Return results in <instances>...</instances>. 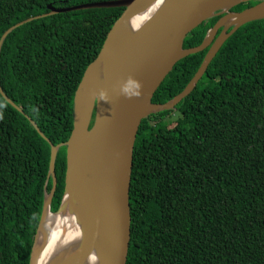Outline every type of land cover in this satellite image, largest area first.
<instances>
[{
    "label": "trees",
    "instance_id": "obj_1",
    "mask_svg": "<svg viewBox=\"0 0 264 264\" xmlns=\"http://www.w3.org/2000/svg\"><path fill=\"white\" fill-rule=\"evenodd\" d=\"M106 1L117 0H0V41L18 23L48 14L49 6ZM124 10L48 16L16 29L3 44L1 88L24 114L0 92V264H30L45 188L53 187L50 143L69 140L75 93ZM219 19L195 29L184 48L201 45ZM208 50L180 61L153 103L181 94ZM66 170L62 147L53 212L64 196ZM130 205L127 264H264V20L240 28L174 110L143 120Z\"/></svg>",
    "mask_w": 264,
    "mask_h": 264
},
{
    "label": "water",
    "instance_id": "obj_2",
    "mask_svg": "<svg viewBox=\"0 0 264 264\" xmlns=\"http://www.w3.org/2000/svg\"><path fill=\"white\" fill-rule=\"evenodd\" d=\"M162 3L147 19V10ZM254 0H117L89 3L68 9L49 6L50 13L18 23L4 33L48 16L87 9L124 8L108 33L99 56L88 66L74 96L73 130L69 140L51 144L53 187L45 200L30 264H38V239L50 214L71 216L82 234L72 253L60 264H127L131 243L130 190L134 151L143 120L175 109L197 87L224 44L243 26L264 20V0L243 11L232 9ZM220 19L201 45L185 49L186 37L213 17ZM221 32L219 33V31ZM219 33V34H218ZM209 49L186 89L165 104L153 98L179 61ZM1 95L24 112L4 93ZM38 133L49 142L38 125ZM67 148L64 196L52 211L57 190L56 160Z\"/></svg>",
    "mask_w": 264,
    "mask_h": 264
},
{
    "label": "bare ground",
    "instance_id": "obj_3",
    "mask_svg": "<svg viewBox=\"0 0 264 264\" xmlns=\"http://www.w3.org/2000/svg\"><path fill=\"white\" fill-rule=\"evenodd\" d=\"M161 5L162 3L160 1L156 5L150 7L147 12L144 13L142 18L147 19L153 15ZM220 32L221 30L219 33ZM81 234L82 231L80 227L76 225L74 219L68 214H50L48 216L47 223H45L42 227V235L38 239V246L40 247L38 264H60L65 261L71 255L72 246L75 241L80 239Z\"/></svg>",
    "mask_w": 264,
    "mask_h": 264
},
{
    "label": "rangeland",
    "instance_id": "obj_4",
    "mask_svg": "<svg viewBox=\"0 0 264 264\" xmlns=\"http://www.w3.org/2000/svg\"><path fill=\"white\" fill-rule=\"evenodd\" d=\"M172 115H173V119L176 118V120L182 116L181 112L179 110H177V109L172 113ZM168 119H170V117H168Z\"/></svg>",
    "mask_w": 264,
    "mask_h": 264
},
{
    "label": "clouds",
    "instance_id": "obj_5",
    "mask_svg": "<svg viewBox=\"0 0 264 264\" xmlns=\"http://www.w3.org/2000/svg\"><path fill=\"white\" fill-rule=\"evenodd\" d=\"M174 110V109H173Z\"/></svg>",
    "mask_w": 264,
    "mask_h": 264
}]
</instances>
